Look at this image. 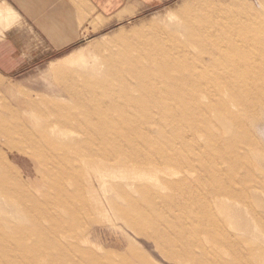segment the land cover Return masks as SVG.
<instances>
[{"label":"rangeland","instance_id":"1","mask_svg":"<svg viewBox=\"0 0 264 264\" xmlns=\"http://www.w3.org/2000/svg\"><path fill=\"white\" fill-rule=\"evenodd\" d=\"M5 4H8L6 0H0V6ZM261 18L264 20V0H160L130 22L98 32H90L89 28L83 27L76 43L63 46L60 51L50 49L35 56L31 66L28 30H25L15 41L26 54L23 67L12 74L0 72V243L9 247L0 264H27V260L29 264H191L193 262L181 263L173 257V253L186 256L193 250L189 244L194 246L197 242L207 250L222 255V259L210 261V264H264V187L252 181L253 176L264 177V158L261 156L264 154V105L259 106L260 114L252 121L253 134L262 144L263 152L259 149L257 157L251 161L255 168H241L233 179L231 174L226 173L231 164L229 159L225 161L221 158H226L234 149H242L240 152H243L245 147L252 149L253 146L241 141L244 132L232 120L240 119L241 110L233 103L235 96L231 91L228 88L229 93L226 88L221 91L220 84L221 79L226 77L227 56L242 54L256 66L255 58L259 59L260 53L264 54V21ZM10 19L0 22V27H12L16 23L10 21L20 18L15 15ZM248 24L251 27L246 29ZM17 25L24 26L23 23ZM198 41L204 42L209 53L203 52L197 45ZM209 41L213 42L211 46ZM215 48L219 49V54H214ZM149 54L146 60L141 58ZM210 59L214 60L212 65ZM198 60L211 68L204 76L210 80L204 88L195 92L200 95L201 104L211 106L208 112H200L196 118H161L164 113L171 114L164 110L170 103L176 107L175 110L179 109L175 90L169 91L166 87L168 84L175 87L178 83L183 85L190 73L203 70V64ZM129 62H133L132 67L138 71H134L133 75L119 71L121 66L126 69ZM162 65L170 69L169 76L162 75ZM88 82L94 85H89L90 92L85 89ZM137 83L144 86L143 90L132 88ZM158 89L166 91L157 94ZM152 94H156L157 103L145 101V97H153ZM105 99L112 105L111 119L120 123L114 130L109 127L115 135V143L122 147L113 156L105 154L83 160L78 165L81 168L75 163L68 176L63 151L49 147L53 150L51 152L38 136H33V143L21 142L29 135L26 129L34 131V124L41 128L54 122L56 104L65 105L68 114L83 120L91 117L92 106ZM222 101H229L226 109L220 105ZM117 108L124 110L122 112ZM233 109L236 117L230 114ZM126 116L131 120L122 121ZM75 125L63 128L59 137L64 142L85 140L89 136ZM163 128L165 131L160 133ZM172 129L176 131L171 134L172 137H164V133L168 135L167 131ZM227 139L235 145L225 148L215 145ZM182 141H186L185 144ZM131 144L145 146L146 150L140 153L141 156L125 151L123 147ZM152 144L157 151L163 149L168 155L181 159L177 160L180 163H177V177L186 178V183L194 189L193 196H187L188 192L180 195L170 183L158 180L157 172H153L148 165V157L156 153L152 152ZM246 171L250 176L249 185L239 190V177H244ZM81 172L83 174L79 178ZM34 176L38 178V183L31 182ZM216 188L224 191L236 189L244 199L219 196ZM109 199L123 210H129L130 215L117 218ZM226 258H231V262Z\"/></svg>","mask_w":264,"mask_h":264},{"label":"bare ground","instance_id":"2","mask_svg":"<svg viewBox=\"0 0 264 264\" xmlns=\"http://www.w3.org/2000/svg\"><path fill=\"white\" fill-rule=\"evenodd\" d=\"M225 7H223L222 9H224ZM228 8V7H227ZM226 8V9H227ZM234 8V6H233ZM239 8V7H238ZM230 10V9H229ZM256 10V9H255ZM211 12H213V10H210ZM217 11H219L217 9ZM216 11V13H217ZM238 11V10H237ZM246 11V10H245ZM260 11V10H259ZM225 12V11H224ZM222 12V14L224 13ZM257 12V11H255ZM254 12V13H255ZM230 13V11H229ZM247 13V12H246ZM252 13V12H251ZM258 13V12H257ZM220 14V13H219ZM236 14V13H234ZM239 14V13H238ZM250 14V12H249ZM217 15V14H216ZM221 15V14H220ZM225 15V13L223 14ZM231 15V14H230ZM229 15V16H230ZM259 15V14H258ZM228 16V17H229ZM238 16V15H236ZM247 16V15H246ZM252 16V15H250ZM257 16V14L255 15ZM224 17V16H223ZM245 17V16H244ZM259 17V16H258ZM257 17V18H258ZM248 18V17H247ZM252 18V17H251ZM250 18V19H251ZM228 19V18H227ZM245 19V18H244ZM254 19V18H253ZM258 20V19H257ZM261 20H263V18H261ZM224 21V20H222ZM240 21V20H238ZM246 21V19H245ZM243 21V22H245ZM250 21V20H249ZM252 21V20H251ZM264 21V20H263ZM230 22V21H229ZM233 22H235V19L233 20ZM242 22V21H240ZM261 22V21H260ZM208 23V22H207ZM232 23V22H230ZM238 23V22H237ZM210 24V23H209ZM222 25V23H219ZM236 24V23H235ZM239 24V23H238ZM249 24H252V23H249ZM248 24V25H249ZM196 25V24H195ZM212 25V24H211ZM228 25V24H227ZM230 25V24H229ZM246 25V29H248V27H251L250 25L248 26ZM245 26V25H244ZM253 26V25H252ZM208 27V25H207ZM216 27H214L215 29ZM221 29V28H220ZM240 29V27H239ZM203 30V29H202ZM207 30V29H206ZM205 31V30H204ZM213 31V30H212ZM254 31V30H253ZM208 32V31H207ZM247 32V31H245ZM189 33V32H188ZM224 33V32H223ZM202 34H203V31H202ZM208 34V33H207ZM214 34V32H213ZM253 34V32H252ZM190 35V34H189ZM193 36V34H191ZM190 35V37H191ZM223 35V34H222ZM242 35V34H241ZM255 35V34H254ZM203 37L205 35H202ZM208 36H211V34H209ZM216 37V35H215ZM194 39H196L195 35L193 37ZM202 39V37H200ZM209 38V37H208ZM227 38V37H226ZM188 39V38H187ZM198 39V37H197ZM218 39V38H217ZM203 40V39H202ZM215 40V39H214ZM225 40V39H224ZM187 41V40H186ZM189 41V40H188ZM197 41V40H196ZM213 41V40H212ZM211 41V42H212ZM210 42V41H209ZM210 42V46L212 45ZM216 42V41H214ZM189 43V42H188ZM191 43V42H190ZM213 43V42H212ZM192 44V43H191ZM197 45L199 47H201V49H203V52L204 53H209V50H207L205 47H204V42L202 41H198L197 42ZM209 45V44H208ZM262 46V44H260ZM215 46V45H214ZM218 46V45H216ZM225 46V45H223ZM209 46H207L208 48ZM246 47V46H244ZM211 48V47H210ZM253 48V47H252ZM214 49V48H212ZM217 49V48H215ZM255 49V48H254ZM262 49V48H261ZM256 51L258 49H255ZM176 51V50H175ZM225 51V50H224ZM261 51V50H259ZM177 52V51H176ZM263 52V51H261ZM178 53V52H177ZM190 53V52H189ZM219 49H217L214 54H219ZM239 54V53H238ZM261 56H260V62H259V59L258 58H255V61L257 62L256 66L252 65L251 63H249L247 61V59L245 58V56H243L242 54L240 55H235V57H231V56H227V60H226V66H225V69H224V72L226 73V77L224 79H221V91H223L225 88V90L228 92V89H229V92L231 91V94H233L235 96V99H234V102L235 105L238 107V109L241 110V117L240 119H232L235 124L239 127V129H242L243 132H244V135H242L241 137V141H243V143L245 144H248L249 146H253V148L251 149L250 147H245L244 145V151L243 152H240L241 150L240 149H234L229 155L226 156V158L222 157L221 159H224L225 161L227 159H229L230 161V167L229 169L227 168L228 172H226L227 174H231L232 175V178L234 179L233 175L235 176V174L238 172L239 169H247V167H254L255 165L253 164V162H251L252 160H254L253 158H256L257 155H258V151H262V144H260L258 138L256 136H254L253 134V129H252V121L255 117H257V115L260 114V109H259V106L260 105H264V54L263 53H260ZM213 55V54H212ZM257 56V55H256ZM150 57V54L149 56L146 55L145 56H142L141 58L143 60H146V58ZM259 57V56H258ZM206 58V57H205ZM215 58V57H213ZM141 59V60H142ZM197 59V58H196ZM207 59V58H206ZM212 59V57H211ZM210 59V61H211ZM218 59V58H217ZM222 59V58H221ZM137 61V60H136ZM148 61V60H147ZM198 61H201V60H198ZM209 61V60H208ZM209 61V62H210ZM214 61V60H213ZM211 61V64L212 65V62ZM240 61V62H239ZM251 61V60H250ZM203 64V70L201 69H197V73L194 72V74L190 73L191 75L186 77L188 78L186 82H184L185 84H179L178 83V87L176 86H173V84L171 87L169 84L168 86L166 87V90H169L170 89L173 91L175 90V96L177 97V102H178V107L179 109L175 110L176 107L172 106V104L170 103V106H167L164 108V110H167V113L168 111L171 113V114H166L164 113L161 118H166L168 120L170 119H175V118H184L185 117H192V116H195L196 118V115L198 116V114L200 112H208L207 109H209L211 106L208 104V105H203L200 103L199 101V98L198 95L197 96V91L201 90L202 88L205 87V84L207 83L208 80L210 79H206L204 78V76L206 75V73L208 72L209 69H211L208 64H205L203 61H201ZM222 62V61H221ZM215 63V62H214ZM240 63V64H239ZM132 64H134L133 62H129L127 63V68L124 69V67H120V70L121 72H126L128 73L129 75H133L135 72H138L136 69H134L132 67ZM217 64V63H216ZM254 64V63H253ZM136 67H140L138 64L135 65ZM214 66V65H213ZM171 68V67H170ZM258 68V69H256ZM139 69V68H137ZM142 69V67H141ZM161 73L163 76L167 75L169 76L170 75V69L169 68H166L165 65H162L161 66ZM222 70V69H221ZM229 70V71H228ZM135 71V72H134ZM141 74V73H140ZM165 74V75H164ZM161 75V76H162ZM219 75V74H218ZM186 76V75H185ZM221 76V75H219ZM224 76V75H223ZM179 77V76H178ZM170 78V77H169ZM168 78V79H169ZM172 78V77H171ZM170 78V80H171ZM177 78V77H176ZM181 78V76H180ZM185 78V77H184ZM185 78V79H186ZM208 78V77H207ZM184 79V80H185ZM144 80V79H143ZM173 80V78H172ZM145 81V80H144ZM178 81V80H177ZM172 82V81H171ZM174 82V81H173ZM89 84L87 85V87L85 88L86 89V92H90L91 89L89 87V85H93L92 83L88 82ZM177 84V83H176ZM167 85V84H166ZM185 85V86H184ZM94 86V85H93ZM165 86V85H164ZM226 86V87H225ZM147 87V86H146ZM132 88L133 89H136L137 91H141V89L143 90L144 86L137 83L135 86L132 85ZM160 88V87H158ZM228 88V89H227ZM145 90V89H144ZM166 90H163V91H166ZM159 91V89H158ZM163 91H159L157 92L158 93H161ZM171 91V92H172ZM225 91V92H226ZM148 92H149V89H148ZM196 92V93H195ZM228 92V93H229ZM144 93V92H143ZM156 93V92H155ZM172 94V93H171ZM225 94V93H224ZM142 95V94H141ZM154 95L153 97H145L147 102H151V104L154 102V103H157V98H156V94H152ZM174 95V94H173ZM227 95V94H226ZM225 95V96H226ZM144 97V96H143ZM227 97H229V94L227 95ZM152 98V99H151ZM222 98V97H221ZM144 99V98H143ZM224 99V98H223ZM139 100V99H138ZM227 100V98H226ZM229 100V98H228ZM135 101V100H134ZM143 101V100H142ZM221 101V100H219ZM108 100L105 99L104 101H101L99 103H97L96 105L92 106V108H90V111H91V117L89 118H86V119H83V120H78L77 118H75L73 115L71 114H68L67 112V107L65 105H62V104H54V110H55V115H56V119L54 120V122L52 123H46L45 125H43L41 128L40 126L38 127L37 124H34V131H30V129H26L27 132L29 133V135L27 137H24V139H21V142L25 141V142H30V143H33L34 142V139L36 138V136H38L40 138V141L45 145V146H48L53 148V149H57V150H61L63 151V154H62V158L64 159L65 162H67L68 164V169H67V173H68V176L70 175L73 167L77 164L78 165H81L83 163V160H88L89 158H92V157H102V155H105V154H111L112 156L114 154H116V152L121 149L122 147L120 145H118L117 143H115V135L114 133H111L109 131V127H111L112 129L114 128H118L120 126V123L117 121V122H114L111 118H112V112L113 111L111 109V104H108L107 103ZM146 102V103H147ZM225 102V101H224ZM127 103V102H126ZM141 104V103H140ZM143 104V103H142ZM175 104V102L173 103ZM217 104V103H216ZM93 105V104H92ZM144 105V104H143ZM146 105V104H145ZM220 105H222L223 107H225V109L229 106V101H227L226 103H223L220 102ZM98 106H101L98 108ZM120 106V104H119ZM128 106V104H127ZM126 106V107H127ZM122 107V106H121ZM216 107V106H215ZM218 107V106H217ZM216 107V109H218ZM151 108V107H150ZM71 109V108H70ZM76 109V108H75ZM109 110V112L106 111ZM117 109H121V111L123 112L124 108H117ZM127 109V108H126ZM145 109V108H144ZM118 110V111H119ZM134 110V109H133ZM158 110V109H157ZM219 110V109H218ZM234 110V109H233ZM231 111L230 114H233L234 117H236V114H235V110L234 111ZM239 110V111H240ZM215 111V110H214ZM238 111V113H240ZM76 112V111H75ZM73 114V112H71ZM116 113V112H115ZM128 113V112H127ZM145 113V111H144ZM161 113V112H160ZM229 113V112H228ZM227 113V114H228ZM77 114V113H75ZM117 114V113H116ZM221 114V112H220ZM126 115V114H125ZM133 115V114H132ZM219 115V114H217ZM223 115V114H222ZM225 116V115H224ZM229 116V115H228ZM232 116V115H231ZM119 117V116H118ZM116 116V118H118ZM135 117V116H134ZM144 117V116H143ZM146 117V116H145ZM212 117V116H211ZM120 118V117H119ZM118 118V119H119ZM141 118V117H140ZM152 118H154L152 116ZM208 118V117H207ZM229 118V117H228ZM233 118V117H232ZM162 119V120H163ZM188 119V118H187ZM199 119V118H198ZM201 119H203L201 117ZM200 119V120H201ZM224 119V117L222 118V120ZM117 120V119H116ZM122 120V119H121ZM128 120H131L128 116L124 117L122 121L124 122H128ZM147 120V118L145 119ZM161 120V122H163ZM183 120V119H182ZM209 120V119H208ZM214 120V119H213ZM132 121H133V118H132ZM139 121V120H138ZM158 121V120H157ZM183 121H186L187 120H183ZM131 122V121H130ZM137 122V121H136ZM178 122V121H176ZM216 122V121H215ZM222 122V121H221ZM76 123V127H78L80 130H82L83 132H87L88 133V137H86L85 140H82V139H71L69 141H65L62 140L59 136L60 134L63 133V128L66 127V126H69L70 127V124H74ZM135 124V122H133ZM132 123V124H133ZM140 123V122H139ZM138 123V124H139ZM171 123V122H170ZM203 123V122H202ZM207 124V122H205ZM33 124V123H32ZM31 124V125H32ZM137 124V123H136ZM142 124V123H140ZM149 124V123H148ZM168 124V123H167ZM178 124V123H177ZM193 124V123H192ZM210 126L212 125L211 124V121H209ZM218 124V123H217ZM222 124V123H221ZM220 124V125H221ZM109 125V126H108ZM156 125V124H155ZM158 125V124H157ZM179 125V124H178ZM205 125V124H204ZM127 126V125H126ZM159 126V125H158ZM162 126V124L160 125ZM44 127V129H42ZM165 127V126H164ZM167 127V126H166ZM207 127V126H206ZM237 127V128H238ZM128 128V127H127ZM136 128V127H135ZM138 128V127H137ZM152 128V127H151ZM150 128V129H151ZM169 128V126H168ZM177 128V127H175ZM194 128V126H193ZM111 129V130H112ZM113 129V130H114ZM122 129V128H120ZM119 129V130H120ZM133 129V128H132ZM164 129V128H163ZM167 129V128H166ZM178 129V128H177ZM123 130V129H122ZM128 130V129H126ZM131 130V128H130ZM148 130V128H147ZM170 130V128H169ZM196 130V129H194ZM205 130V129H204ZM208 130V129H207ZM206 130V131H207ZM210 130V129H209ZM135 131V130H134ZM141 131V130H140ZM165 131L164 130H160V133H163ZM179 131V130H178ZM124 132V131H123ZM122 132V133H123ZM133 132V131H132ZM136 132V131H135ZM139 131H137L138 133ZM143 132L146 133V131L143 130ZM176 131L174 129L171 130V132H168V135L166 133H164V137L168 136V137H172L171 134H174ZM197 132V131H196ZM199 132V131H198ZM211 132V131H210ZM242 132V133H243ZM150 134V132H148ZM148 133L146 135H148ZM193 133V132H192ZM125 134V133H124ZM134 134V133H133ZM139 134V133H138ZM137 134V135H138ZM141 134V133H140ZM183 134V133H181ZM120 135V134H119ZM145 135V134H144ZM145 135V136H146ZM184 136H186L185 134H183ZM210 135L211 137V134H208ZM217 135V134H216ZM215 135V136H216ZM33 136H35V138H33ZM57 136V137H55ZM117 136H118V133H117ZM189 136V135H188ZM187 137V136H186ZM217 137V136H216ZM215 137V138H216ZM220 137V136H219ZM218 137V138H219ZM256 137V138H255ZM117 138V137H116ZM142 138V137H141ZM147 138V137H145ZM182 138V136H181ZM187 138H190V137H187ZM127 139V138H126ZM134 139V138H133ZM158 139V138H157ZM174 139V138H173ZM139 140V139H138ZM191 140V139H189ZM193 140V139H192ZM148 141V140H147ZM156 141V140H155ZM175 141V140H174ZM36 142V140H35ZM39 141H37L38 143ZM141 142V141H140ZM152 142V141H151ZM183 142V141H182ZM186 142V141H184ZM183 142V143H184ZM214 142H215V139H214ZM212 142V143H214ZM217 142V141H216ZM130 143V142H129ZM169 143V142H168ZM175 143H177L175 141ZM36 144V143H35ZM39 144V143H38ZM144 144V143H143ZM148 144V143H147ZM154 144V143H153ZM152 144V152H156L154 154H148V159H149V162H148V165L150 164L151 165V168L153 169V172H157L155 173L158 177V180L161 182V183H170L172 186H173V189L179 193L181 195V193H185L187 194V196L189 195L190 196H193L194 194V189H192V186L187 184L186 183V178L183 179V178H179L177 177V173L179 171L178 169V166H179V162L180 161L177 157V159H175L173 156L171 155H168L167 153H165V151H163V149H161L160 151H157V149H155V146H153ZM157 144V141L155 143V145ZM160 144V143H159ZM167 144V143H165ZM180 144V143H179ZM185 144V143H184ZM222 145V148H225L227 147L228 145H235V143H233V141L227 139V140H220V142H217L215 143V145ZM126 145V144H125ZM149 145V144H148ZM162 145V143H161ZM170 145V144H169ZM167 144V146H169ZM172 145V143H171ZM178 145V144H176ZM243 145V144H242ZM159 146V145H158ZM163 146V145H162ZM174 146V145H173ZM189 146V144L187 145ZM192 146V145H190ZM199 146V145H198ZM44 147V146H43ZM164 147V146H163ZM185 147V146H184ZM193 147V146H192ZM124 150L130 152V153H136L138 155H140V153L144 152L146 150V147L144 146H137V145H132L131 146H126V147H123ZM162 148V147H161ZM173 149V147H170ZM217 148V146H216ZM236 148V147H234ZM241 148V147H240ZM254 148H257V149H254ZM50 149V148H49ZM148 149V147H147ZM150 149V148H149ZM176 149V148H175ZM215 149V148H214ZM221 149V148H220ZM260 149V150H259ZM52 150V149H50ZM150 151V150H149ZM148 151V152H149ZM169 151V150H168ZM175 151V150H174ZM180 151V150H179ZM186 151V150H185ZM213 151V150H211ZM215 151V150H214ZM217 151V150H216ZM53 152V150L51 151ZM229 152V150H228ZM263 152V151H262ZM178 153V152H177ZM217 153V152H215ZM177 155V154H176ZM179 155V154H178ZM141 156V155H140ZM144 156H147V155H144ZM262 158H264V154L261 155ZM138 157V156H137ZM135 157V158H137ZM213 157V156H212ZM217 157V156H216ZM118 158V157H117ZM220 158V157H219ZM122 159V158H121ZM125 159V158H124ZM141 159V158H140ZM189 160V159H188ZM193 160V159H192ZM104 161V160H102ZM120 161V160H119ZM141 161V160H140ZM183 161V160H182ZM61 162V161H59ZM204 162V161H203ZM214 162V161H213ZM216 162H219V160H216ZM76 163V164H75ZM124 163V162H123ZM141 163V162H140ZM139 163V164H140ZM179 163V164H177ZM184 164V162H182ZM181 163V164H182ZM228 163V162H227ZM63 164V163H62ZM66 164V165H67ZM94 164V163H92ZM147 164V162H146ZM205 164V163H204ZM211 164V163H210ZM229 164V163H228ZM65 165V164H63ZM185 165V164H184ZM124 166V165H123ZM142 166V165H141ZM144 166V165H143ZM146 166V165H145ZM79 167V166H78ZM90 167V166H89ZM127 167V166H126ZM134 167V166H133ZM228 167V166H227ZM81 168V167H79ZM186 169H188L186 166L184 167ZM183 168V169H184ZM255 168V167H254ZM115 169V168H114ZM141 169V168H140ZM75 170V169H74ZM117 170V169H116ZM144 170V169H142ZM181 170V169H180ZM185 170V169H184ZM77 171L80 172V170H78L77 168ZM87 171V170H86ZM92 171V170H91ZM241 171V170H240ZM84 172V171H83ZM83 172H81L79 174V178H81V174H83ZM247 173L244 174V177L242 175V177H239L237 175V177H239V181L237 183L238 185V188L239 190H244L247 185V182L248 180L250 179V176L248 174V171H246ZM144 173V172H142ZM147 173V172H146ZM186 173V172H184ZM239 173V172H238ZM85 174V173H84ZM242 174V173H241ZM29 175V174H28ZM65 175V174H64ZM76 177V176H75ZM183 177V176H182ZM187 177V176H186ZM228 177V175H227ZM237 177L235 179H237ZM252 181H254V184L257 185V186H261V187H264V177H255L253 176L252 177ZM62 180V179H61ZM87 180V179H86ZM68 181V179H67ZM84 181V180H83ZM251 181V180H250ZM31 182L33 183H38V178L36 176H34L32 179H31ZM76 182V185H77V181ZM69 183V182H68ZM74 183V182H73ZM70 184V183H69ZM75 184V183H74ZM224 184V183H223ZM36 185V184H35ZM72 185V184H71ZM79 185V184H78ZM254 185V186H255ZM133 187V186H132ZM227 187V186H225ZM76 188V187H75ZM115 188V187H113ZM117 189H119V187H117ZM126 189V188H125ZM192 189V190H191ZM74 190V189H73ZM77 190V189H76ZM124 190V189H123ZM75 191V190H74ZM82 191V190H81ZM126 191V190H125ZM132 191V189H131ZM216 194H218L219 196H230L231 198H234V199H244V197L242 196V193L236 189H233V190H230V191H224L222 188H216ZM83 193H84V190H83ZM130 193V192H129ZM62 194V193H61ZM170 194V193H169ZM168 194V195H169ZM182 194V195H183ZM200 194V193H199ZM128 195V193H127ZM131 195V193H130ZM129 195V196H130ZM143 195V194H142ZM197 195V193H196ZM202 195V194H200ZM146 196V195H145ZM171 196V195H170ZM62 197V196H61ZM64 197V196H63ZM127 197V196H126ZM166 197V196H165ZM147 198V196H146ZM66 200V199H65ZM64 200V202H65ZM128 200V199H127ZM126 200V201H127ZM132 200V199H131ZM142 200V199H141ZM168 200V198H167ZM110 202L111 205H113L115 207V216L117 218H123V216H125V218H127V216L130 215V211L129 210H123L124 208H121V206L119 207V205L116 204V202L114 203L111 199L108 200ZM133 201V200H132ZM141 202V201H140ZM148 202V201H147ZM129 204V203H128ZM139 204V203H138ZM155 204V203H154ZM70 205V204H69ZM141 205V204H140ZM172 205V204H171ZM72 206V205H71ZM123 206V205H122ZM165 207V206H164ZM126 209H127V206H126ZM134 209V208H133ZM136 209V208H135ZM134 209V210H135ZM141 209V207L139 208ZM142 210V209H141ZM133 211V210H132ZM145 211V210H144ZM157 210H155L156 212ZM206 212V211H205ZM142 213V211H141ZM72 214V213H71ZM153 214V213H152ZM155 215V214H154ZM152 216V215H151ZM163 216V215H162ZM177 216V215H175ZM190 216V215H189ZM188 216V217H189ZM143 217H147V216H143ZM156 217V216H155ZM141 218V217H140ZM191 218V217H190ZM136 219V218H134ZM170 219V218H169ZM175 219V218H174ZM228 219V218H227ZM230 219V218H229ZM125 220V219H124ZM159 220V219H158ZM162 221V220H161ZM181 221V220H180ZM135 222V221H134ZM158 222V221H157ZM206 222V221H205ZM218 222V221H217ZM166 223V222H165ZM176 223V222H175ZM189 223V222H188ZM153 224V223H152ZM150 224V225H152ZM168 224V223H167ZM149 225V224H148ZM161 225V224H159ZM158 227V226H157ZM153 228V227H152ZM155 228V227H154ZM161 228V227H160ZM164 228V227H163ZM168 228V227H167ZM221 228V227H219ZM144 229V228H143ZM142 229V230H143ZM150 229V228H149ZM159 229V228H158ZM168 230V229H167ZM170 230V229H169ZM175 230V229H173ZM177 230V229H176ZM165 231V229H164ZM171 231V230H170ZM152 232V231H151ZM169 232V231H168ZM174 232V231H173ZM177 232V231H176ZM222 232H223V229H222ZM154 233V232H153ZM161 233V232H160ZM164 234V232H163ZM176 234V233H175ZM174 234V236H175ZM214 234V233H213ZM152 235V234H151ZM160 235V234H159ZM165 235V234H164ZM166 235H168V233H166ZM180 235V234H179ZM219 236V235H218ZM180 237V236H179ZM181 238V237H180ZM161 239V238H160ZM226 239V238H225ZM228 239V237H227ZM192 240V239H191ZM216 240V239H215ZM223 240V239H222ZM161 241V240H159ZM209 241V239L207 240ZM230 241V240H229ZM1 242V241H0ZM167 242V241H166ZM187 242V241H185ZM221 242V241H218V243ZM232 242V241H231ZM236 242V241H235ZM183 243V242H182ZM225 243V242H224ZM20 244V243H19ZM12 245V243H11ZM180 245V244H179ZM188 245V244H186ZM186 245H182L183 247H185ZM20 246V245H19ZM217 246L216 245V249H217ZM8 247V246H7ZM6 247V244H1L0 243V259H4V253L6 251H8V248ZM12 247V246H11ZM174 247V246H173ZM187 247V246H186ZM189 247L192 248L193 250H191L190 252L191 253H187V255H181L179 254V252H174L173 253V257H175L176 259H178L181 263H191V264H210L209 262L210 261H214V260H220L222 259V255L218 252H211L209 250H207L205 248V246H203L201 243L197 242V244H195L194 246H191V244H189ZM172 248V247H171ZM196 248V249H195ZM231 249H234V246H230ZM20 249V248H18ZM169 249V248H168ZM260 249H263V248H260ZM22 250V249H21ZM164 250V249H163ZM171 250V249H170ZM184 250V249H183ZM186 250V249H185ZM190 250V249H188ZM218 250H221V249H218ZM166 251H169L166 249ZM228 251V250H226ZM255 251V250H254ZM257 251V250H256ZM22 252V251H20ZM220 252V251H219ZM229 252V251H228ZM258 252V251H257ZM181 253V252H180ZM227 253V252H226ZM231 253V252H230ZM20 254V253H19ZM169 254V253H168ZM253 254V253H252ZM23 255V254H22ZM170 255V254H169ZM224 255V254H223ZM230 255V254H229ZM24 256V255H23ZM234 256V255H233ZM28 257V256H27ZM228 258L230 256H227ZM263 257V256H262ZM226 258L228 261H230V259ZM233 258V257H232ZM248 258V257H247ZM255 258V257H254ZM253 258V259H254ZM264 258V257H263ZM260 259V258H259ZM262 260V258H261ZM30 262V261H29ZM28 260L27 262L25 261V263L29 264ZM218 262V261H217ZM231 262V261H230ZM229 262V263H230ZM248 262V261H247ZM263 262V261H262ZM97 263V261H96ZM217 264V263H216ZM260 264V263H259Z\"/></svg>","mask_w":264,"mask_h":264},{"label":"crops","instance_id":"3","mask_svg":"<svg viewBox=\"0 0 264 264\" xmlns=\"http://www.w3.org/2000/svg\"><path fill=\"white\" fill-rule=\"evenodd\" d=\"M0 6V22L12 19L16 25L0 27V72L12 74L23 67L24 51L15 43L28 30L30 66L34 57L80 39L83 27L90 32L130 22L160 0H6ZM23 23V25H17ZM9 43V44H8ZM9 47H8V45ZM54 46V47H52ZM61 46V47H58Z\"/></svg>","mask_w":264,"mask_h":264}]
</instances>
